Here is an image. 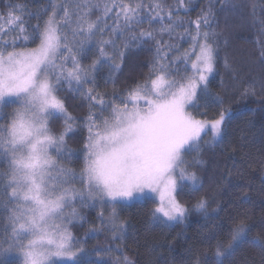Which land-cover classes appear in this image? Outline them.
Instances as JSON below:
<instances>
[{
  "label": "snow or ice",
  "instance_id": "obj_1",
  "mask_svg": "<svg viewBox=\"0 0 264 264\" xmlns=\"http://www.w3.org/2000/svg\"><path fill=\"white\" fill-rule=\"evenodd\" d=\"M177 3L185 7L184 0ZM94 8L102 9L103 15L92 19ZM25 9L23 4H9L0 12V209L6 213L0 224V257L15 252L20 264H81V255L87 253L69 227L74 220L84 219L77 202L110 206L106 222L114 240L126 231L117 206L135 194H158L153 219L183 220L189 207L177 199V189L200 188L201 178L192 166L203 163L198 158L203 137L222 139L231 111L223 107L220 96H215L221 107L214 119H197L189 111L207 100L209 77L215 70L217 34L210 29L211 10L192 22L194 33L185 29L190 47L179 55L170 57L174 46L162 45L153 31L141 29L131 36V41H155L149 72L105 99L106 94L95 86L97 66L108 62L112 72H118L117 59L122 62L128 41L118 48L113 36L104 38V17L117 10L110 31L121 35L143 22V9L151 13L146 17L149 24L159 19L160 32L171 34L183 21L173 20L172 10L161 0L148 4L144 0H54L50 13L44 10L46 18L36 16L37 22L30 26ZM93 40L97 55L84 66L81 57ZM260 56L264 58V47ZM63 86L88 100L87 115L79 118L87 135L78 155L67 145L78 118L60 95ZM252 92L249 86L241 95ZM11 98L16 106L7 111ZM56 120L61 121L60 128L54 126ZM73 156L81 161L78 170L63 162ZM191 207L209 214L206 197ZM98 218L104 222L103 211ZM248 231L245 219H234L227 240H216V256L233 252ZM253 243L264 250V238L257 237ZM122 264L134 262L124 255Z\"/></svg>",
  "mask_w": 264,
  "mask_h": 264
},
{
  "label": "trees",
  "instance_id": "obj_2",
  "mask_svg": "<svg viewBox=\"0 0 264 264\" xmlns=\"http://www.w3.org/2000/svg\"><path fill=\"white\" fill-rule=\"evenodd\" d=\"M53 2L0 0V12H4L9 4H23L26 6L24 18L30 26L37 22L36 16L46 18L44 10L48 9L50 13ZM128 2L131 0H125ZM144 2L148 4L150 0ZM161 2L172 10L173 20L183 21L171 34L159 31V19L148 23L149 9L141 11L143 22L123 30V35L110 31L117 10L113 9L106 17V26L101 25L104 38L113 36L118 48L121 42L128 41V47L123 50L122 62L117 59L121 64L118 72L113 73L108 62L102 61L97 66L95 86L106 94L107 99L114 91L119 93L148 74L155 55V41L129 39L138 35L141 29L153 31L162 45H173L170 57L179 55L190 47L185 29L194 33L192 22L210 9V29L217 34L216 65L209 78L207 100H202L197 108H191V112L197 119H214L221 107L215 96L222 97L223 107L231 109L225 132L218 141H212L210 136L203 137L198 154L203 163L192 166L201 178L200 188L193 190L183 185L177 189V199L189 207L182 221L169 223L153 219L151 212L155 202L152 199L119 203L116 211L126 221V231L122 238L114 240L108 224L98 218L99 207L95 204L81 206L79 212L84 219L74 220L69 226L87 253L80 257L81 264H117L118 258L122 264L124 255L134 264H264V250L253 243L257 237L264 238V58L260 56L264 47V0H184L185 7H179L177 0ZM102 15V9L91 11L92 19ZM163 23H169L166 16ZM86 48L88 51L81 57L84 66L97 55L95 40ZM106 50L111 53V49ZM249 86L254 92L242 96L241 91ZM60 95L71 115L78 118L75 130L67 137L68 147L78 155L87 135L79 118L87 115L88 100L67 86L62 87ZM15 106L10 103L7 111ZM54 126L60 128L61 121L56 120ZM192 156L187 157L190 162ZM63 162L77 170L81 164L76 156L70 162ZM202 196L209 203L207 216L191 207ZM103 208L105 212H111L108 204ZM5 215L0 209V224ZM236 218L245 219L249 226L244 242L230 254L217 257L216 240H227L228 229ZM109 247L113 249L111 253L98 251ZM0 260L5 264H20V257L15 253L0 257Z\"/></svg>",
  "mask_w": 264,
  "mask_h": 264
},
{
  "label": "rangeland",
  "instance_id": "obj_3",
  "mask_svg": "<svg viewBox=\"0 0 264 264\" xmlns=\"http://www.w3.org/2000/svg\"><path fill=\"white\" fill-rule=\"evenodd\" d=\"M104 19H106V17H104ZM209 78H210V77H209ZM10 103H15V98H11V99H10ZM189 111H191V108L189 109ZM191 113H192V112H191ZM218 140H220V139H218ZM218 140H216V141H218ZM145 199H152V200H154V202H155V206H156V204H157V202H158V200H159V196H158L157 193H152V192H148V193H146V194H135L134 197H133L132 199H130V200H123V201H121L120 203L131 204V203H135V202L143 201V200H145ZM105 204H107V203H104L103 205H101L99 202L95 203V205H96L97 207H99V210H100V211H103V213H104V217H105V220H104V221L106 222V218L108 217V215L110 214V212H105V210H104V208H103ZM76 207L78 208V210H80L81 205L77 202ZM179 221H182V220H178V221H170L169 223H176V222H179ZM106 223H107V222H106ZM13 253H15V252H13ZM15 254L18 255V253H15ZM81 256H82V255H81ZM69 262H72V261H66L65 263H69Z\"/></svg>",
  "mask_w": 264,
  "mask_h": 264
}]
</instances>
